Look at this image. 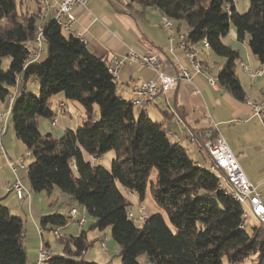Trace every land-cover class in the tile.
I'll return each instance as SVG.
<instances>
[{
    "label": "trees",
    "instance_id": "obj_1",
    "mask_svg": "<svg viewBox=\"0 0 264 264\" xmlns=\"http://www.w3.org/2000/svg\"><path fill=\"white\" fill-rule=\"evenodd\" d=\"M31 1L35 11L26 6L18 11L15 0H0V59H10L7 68L0 65V103L20 88L8 123L32 156L25 168L30 190L56 188L92 219L89 228L109 227L120 249L119 264H139L142 254L150 264H223V259L231 264L247 259L250 264H264V226L258 223L245 231L242 206L210 169L214 163L200 145L204 133L195 134L199 150L207 156L206 166L196 165L183 147L171 142L161 124L145 115L136 117L134 105L117 95L116 81L103 60L92 55L79 38L64 36L52 20L43 30L46 61L25 64L24 44L34 37L42 17L41 0ZM130 1L183 22L192 43L206 39L210 50L223 58L217 84L235 99L245 100L234 70L239 52L224 37L232 24L236 40L246 41L251 54L264 65V0H249L243 13L236 11L233 0ZM30 79L37 81L38 95L28 92ZM59 93L79 103L85 118L75 129L53 138L40 133L36 117L54 118L49 99ZM95 108L98 121L93 119ZM109 151L114 156L107 169L100 159ZM153 170L154 181L149 180ZM147 189L166 219L160 212L141 222L128 217L133 202L124 192L133 194L140 204ZM68 219L52 213L43 216L39 225L49 230L64 226ZM89 228L77 236H59L62 255L52 256L48 264H101L83 258L91 243L86 235ZM23 239L20 217L0 203V264H27Z\"/></svg>",
    "mask_w": 264,
    "mask_h": 264
},
{
    "label": "crops",
    "instance_id": "obj_2",
    "mask_svg": "<svg viewBox=\"0 0 264 264\" xmlns=\"http://www.w3.org/2000/svg\"><path fill=\"white\" fill-rule=\"evenodd\" d=\"M24 1L27 3L28 10H36L33 1ZM59 2L60 0H48L47 13L38 19L37 26L46 25L52 20L53 11ZM73 14L75 17L73 31L80 34L78 38L85 44L89 52L101 58L106 65H109L114 57L124 58L130 50H134L139 53L154 54L159 61V69L168 75L178 73L176 69L178 64L192 72L191 64L179 45L180 34L187 29L186 25L183 22H174V29L169 32L161 27L160 21L163 15L155 7L143 8L130 0H88L86 8L74 7ZM66 33L68 34L66 37L71 34L76 36L73 33ZM229 33L228 45L239 52L234 70L245 91V100L261 102L264 96V77L261 76L263 73L251 78L244 71L242 65H246L250 70L260 66L263 68L264 65L260 64L251 54L246 41L241 42V49L234 46L239 43L235 38L234 29L232 31L229 29ZM197 47L200 50L198 58L205 71L216 78L223 58L218 57L211 50L206 51L201 44H198ZM46 59L47 54L43 51L37 60L39 63H44ZM154 74L155 70L149 66L125 60L115 79L117 95L125 101H130L132 86L140 80H149ZM34 82L37 83L36 80ZM193 90H197V92L193 93ZM52 98L58 102L56 111L68 113L67 106L71 103L64 98L62 93L54 95ZM5 107L6 101L0 103V112H4ZM49 108L53 111L51 107ZM56 111H54L53 117L57 121ZM137 114L145 115L153 122L161 124L171 142L178 143L184 149L193 147L196 152V158L193 160L204 166L208 163L207 156L204 151L199 150L196 142L190 141L189 134L203 133L206 128L204 114H208L214 122L218 123L220 134L236 155L248 180L256 186L261 198L264 199V129L262 122L252 114L250 107L244 101L235 99L219 85L217 88H213L209 84L207 76L195 74L191 83L180 79L173 89L159 91L154 101L148 106L140 107ZM37 121L38 117H36V123ZM1 124L0 121V127ZM7 133L8 127L0 137V150H2L0 155L3 159L0 162V203L8 208L10 214L14 213L12 215L19 216L22 221L23 242L26 252L29 253L27 264H33L36 261L40 242L45 243L50 251L62 255V245L58 242L57 235L77 236L82 230L89 228L92 219L74 199L61 193L58 189L53 188L50 192L30 190L29 196L21 202L12 190H7V186L16 179H20L25 187L30 189L26 169L17 168L13 171L7 162V160L14 161L23 156L27 150L25 146L11 147L14 144L10 137L6 140ZM4 141L6 147L3 146ZM23 151L24 153H22ZM185 151L187 152L186 149ZM27 161L26 163H31L32 158ZM226 189L228 190V188ZM135 198L137 199V197ZM72 208L80 209L78 212L85 214L87 222L82 227H79L70 218ZM58 209H61L60 213L57 211ZM52 213L68 217L67 224L62 227L42 230L39 225L40 219ZM71 223L76 226L70 225ZM104 230L98 231L92 228L87 230V239L91 243L83 254L85 260L104 264L111 263L115 256L118 257L120 249L117 243L108 240L105 249L102 248V241L105 243V239H107ZM46 231L53 234L55 241L58 242L57 245L49 244V239L44 238ZM111 255L114 256L113 259Z\"/></svg>",
    "mask_w": 264,
    "mask_h": 264
},
{
    "label": "built area",
    "instance_id": "obj_3",
    "mask_svg": "<svg viewBox=\"0 0 264 264\" xmlns=\"http://www.w3.org/2000/svg\"><path fill=\"white\" fill-rule=\"evenodd\" d=\"M88 0H60L57 7L54 9L52 14V21L59 27V29L65 32L76 34L74 37H79L80 34L73 31V24L75 17L73 14L74 7L86 8ZM48 6V0H41L40 7L42 10V16L47 13L46 7ZM225 8L228 10L229 7L226 5ZM161 27L172 32L174 29V21L166 16H163L160 21ZM45 25H38L36 27V33L32 39H28L24 46L27 50L28 57L25 62L32 63L36 61L44 50V35L43 30ZM188 30L186 29L180 34V43L182 50L185 53L188 61L191 64L192 72L187 70L184 66L178 64L177 74L168 75L159 69V61L154 54L151 53H139L134 50H130L124 58L114 57L112 62L107 65L110 75L116 79L118 77L119 68L122 66L125 60L137 62L140 65L149 66L155 70V74L149 80H140L132 86L130 103L139 107H145L150 105L159 91H167L173 89L180 79L191 83L192 77L195 74H204L207 76L209 84L213 88H217L218 84L216 78L208 74L201 64L198 58L200 50L197 45L201 46L206 50H210V45L206 39H202L199 43H192L188 37ZM244 71L251 77L254 78L263 73V69L257 67L254 70H250L246 65H242ZM17 87L7 98L8 106L4 112H0V121L2 122L0 127V137L6 132L7 121L9 116L10 106L17 93L19 92ZM197 90H193V93ZM244 103L248 105L253 115H256L262 122L264 129V96L261 102H254L250 100H244ZM206 120V128L203 131L205 140L203 144V150L211 157L214 165L211 170H214L216 176L220 179V186L228 188V192L231 197L238 202L243 208L242 219L244 225L246 224L247 218L252 216L259 224L264 226V199L261 198L257 188L252 184L241 166L238 163L236 155L231 151L226 140L222 137L218 129V123L214 122L208 114H204ZM55 118L51 119V124H56ZM190 141L199 144V141L195 134H189ZM3 156L5 154L3 153ZM29 152L26 151L25 155L15 159L14 161L7 160L8 165L15 171L17 168H26V161L28 159ZM92 162H96L94 158H90ZM196 165H199L196 163ZM7 190H12L17 199L21 202L30 194V189L25 187L20 179H16L11 185L7 186ZM137 210L128 211V217L133 219L135 222H141L147 217L145 208L141 204H137ZM70 218L74 220L79 227H82L86 222V216L84 213H79L76 208L70 210ZM56 234V232H54ZM59 237V235H57ZM102 248L105 249V243L102 241ZM52 256H60L58 253H54L48 249L43 242H40L38 249L37 259L33 264H48L49 259Z\"/></svg>",
    "mask_w": 264,
    "mask_h": 264
},
{
    "label": "rangeland",
    "instance_id": "obj_4",
    "mask_svg": "<svg viewBox=\"0 0 264 264\" xmlns=\"http://www.w3.org/2000/svg\"><path fill=\"white\" fill-rule=\"evenodd\" d=\"M15 1L17 3L18 11L24 10V8L27 5V3L24 0H22V3H20L21 0H15ZM233 3H234V6H235L236 11L239 12V13H243L248 8L249 0H233ZM233 29H234L233 25L230 24V30L232 31ZM61 33L64 36H67L68 35L65 31H62ZM229 40H230V33H228V35L226 36V38L224 39V41H225V43L228 44L229 43ZM240 44H241V42L237 43L234 46H237L238 48H240ZM218 57H220V56H218ZM220 58H222V57H220ZM0 60H1V63H0L1 64V67L4 68V69L7 68L8 65H9V60H10L9 57H2ZM262 69H263V75H261V76L264 77V67ZM27 90H28L29 93H32L34 95H38L39 94L38 85H37V83L34 82V79H30L27 82ZM51 101H52V103H51ZM69 101H70L71 104H69V106H67L68 113H61L59 111H56V105L58 104V102L57 101H54L53 98L49 101V107H51L53 109V111H56L57 123L56 124H51V119L46 118V117H38V121H37L36 124H37V128H38V130L40 131L41 134L50 133L53 138H59L60 136L63 135V133H64V131L66 129H75L81 123V121L85 118V115H84V112H83V108L81 107V105L79 103H77L75 101H72V100H69ZM7 106H8V101H6L5 110H6ZM139 108H140L139 106H136V105L133 106V112H134V115L136 117L139 116L137 114V111L139 110ZM9 119H11V118H9ZM93 119L96 120V121L99 120V115H98L97 108H95V112H94ZM7 123H8V121H7ZM9 137L11 138L12 143L14 144L11 147H24V145L18 139L15 138L14 130H13V125H12V123H11L10 120H9V123H8V133L5 136L6 140H8ZM18 145H20V146H18ZM3 146L6 147V142L5 141L3 142ZM185 149L187 150V154H188V156L191 159L196 158V152H195V150H194L193 147H185ZM1 153H2V150H0V154ZM22 153H24V151ZM24 155H25V153H24ZM113 156H114V152L113 151L107 152L101 158L102 165L104 167H106V168H109L110 160H111V158ZM31 158H32V156H28V159L27 160H30ZM2 160L3 159L1 158V155H0V162ZM26 164H28V163H26ZM155 174H156V172H155V170H153L152 173H151V175H150L149 180L154 181ZM55 190H57V189L55 188ZM122 191H123V189H122ZM124 194L126 195V197L130 201L133 202L132 211L135 212V210H137L136 208H137V204H138L137 199L135 198V196L127 195L125 192H124ZM141 204L144 206L147 215H149L151 213H154V212H160V213H162L161 210H159L158 208H156L154 206L153 200L151 198V195H150L148 189L146 190L144 200L141 202ZM78 210H80V209H78ZM57 211L60 213L61 212V209H58ZM12 214H14V213H12ZM162 215L166 219L165 214L162 213ZM257 224H258V222L255 219H253L252 217L251 218L250 217L247 218L246 226H245V231L246 232L251 231V227L252 226H255ZM70 225H75L76 226V224H74V223H71ZM104 233H105V235L107 237V239H105V244H107V241L108 240L111 241L112 243H116L111 238L110 228L109 227H107L104 230ZM45 237H47V239H49V241H48L49 244H51V245L53 244L54 246L57 245L58 242L55 241V238L53 237V234L52 233L50 234L48 231H46L44 233V238ZM51 239H52V241H51ZM30 243H31V241L29 242V244ZM111 254H112V252H111ZM27 255H29L28 252H27ZM111 258L113 259L114 256L112 257V255H111ZM222 262H223V264H231V263H228L225 259H223ZM119 263H120V258L117 257V256H115L114 260L111 263H109V264H119ZM138 263L139 264H149L146 261V257H145L144 254H142V255H140L138 257ZM250 263H251L250 262V259H247V260H245L242 263H234V264H250Z\"/></svg>",
    "mask_w": 264,
    "mask_h": 264
}]
</instances>
